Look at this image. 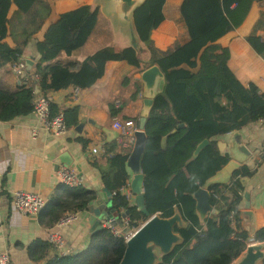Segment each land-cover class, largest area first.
Wrapping results in <instances>:
<instances>
[{
  "label": "trees",
  "instance_id": "obj_1",
  "mask_svg": "<svg viewBox=\"0 0 264 264\" xmlns=\"http://www.w3.org/2000/svg\"><path fill=\"white\" fill-rule=\"evenodd\" d=\"M51 1L55 0H0V71L23 61L25 49L51 17ZM165 1L145 0L133 12L136 33L149 55L147 63H142L134 47L115 45L99 48L82 62H62L60 57H71L85 47L98 26L101 10L83 5L61 14L46 27L37 43L40 59L26 74L33 81L28 77L29 83L14 91L0 85V122L32 113L38 95L69 87L92 88L105 76L110 62H126L139 72L158 66L165 76V85L145 124L141 160L149 216L122 194L130 179L129 149L118 150L116 143L104 146L105 155H113L108 159V171L102 172L103 185L112 194L115 209L129 212L131 230L137 231L153 216H181L185 226L175 225L173 229L181 242L157 264H232L250 238L264 242V226L250 237L240 221L246 191L242 179L252 178L256 171L244 165L229 184L211 186L210 203L218 213L208 216L204 223L197 215L193 195L230 161L228 154L220 152L217 137L264 120V93L256 84L244 85L236 77L229 67L231 51L219 43L245 22L255 3L264 0H184L180 14L189 41L177 42L163 52L155 47L151 37L163 18ZM246 41L264 57L261 36L252 34ZM136 85L139 95L142 86L139 82ZM109 111L112 117L118 115L115 102ZM58 112H63L69 129L78 126V107L60 111L53 104L52 115ZM131 120L140 125L138 118ZM165 137L168 138L164 142ZM205 141L208 144L194 156ZM64 188V198L54 206H45L43 214L49 227H54L67 212L86 211L96 198L94 191L83 187ZM126 247L124 237L103 227L91 235L84 250L51 255L48 241L37 240L28 253L33 262L42 264H121Z\"/></svg>",
  "mask_w": 264,
  "mask_h": 264
},
{
  "label": "crops",
  "instance_id": "obj_2",
  "mask_svg": "<svg viewBox=\"0 0 264 264\" xmlns=\"http://www.w3.org/2000/svg\"><path fill=\"white\" fill-rule=\"evenodd\" d=\"M137 1L139 5L143 0ZM183 1L166 0L162 7L163 18L154 29L151 38L155 47L163 52L177 42L185 44L189 41L180 14ZM83 5L100 8L98 26L85 47L73 53L71 57H60L62 62H82L100 46H131L128 27L134 25V7H127L120 0H55L51 1L52 14L47 25L25 49L23 62L33 60L34 68L40 59L37 43L43 37L46 27L55 22L61 14ZM252 34L264 38V3H255L245 22L222 38L219 43L229 47L231 51L229 67L236 77L244 85L256 84L264 93V57L258 55L246 41V37ZM142 47L145 56L140 60L147 63L149 55L144 44ZM143 72L136 71L126 62L113 61L107 64L105 76L92 88L82 90L78 98L73 96L75 87L49 93L53 98V104L60 111L79 108V124L85 122L81 133H78L75 127L60 137H53L43 130L34 137L32 132L37 120L33 112L10 122H0V189L5 192L1 195L3 202L0 205V251H7L10 254L12 264H42L43 262L35 263L30 259L28 248L37 240L47 241L53 227L45 223L47 220L44 215L45 209L37 216L22 215L15 210L12 199L8 196L17 191L39 193L50 206L56 205L66 196V189L59 178V170L65 165L58 167L56 162L60 157L67 155L66 158L72 160V166L69 167L76 171L81 181L80 187L94 191L96 200L107 199L102 172L108 171L110 156L105 155L104 146L117 144L114 135H108L104 131L113 129V117L109 108L111 103L119 102L117 116L123 120L138 118L140 123L144 99L141 81ZM28 77L25 76L21 80V77L12 73L11 68H4L0 71V85L14 91L29 83ZM29 78L30 82L33 81L32 77ZM136 82L142 86L139 95H136ZM235 134L238 142H243L252 151L251 159L244 165L256 172L252 178L242 179V183L246 191L252 187L250 211L254 213L256 233L264 226V162H261V155L264 152V121L217 137V141L227 143L229 146L231 137ZM96 147L103 149L104 153L94 155L92 150ZM225 153L230 156L228 148ZM127 169L130 175L129 185L122 190V194L134 205L135 196L130 187L133 174L128 167ZM90 219L89 212L83 211L76 222L62 229L66 253L78 252L88 247L92 235ZM104 222L102 221V225ZM254 234L248 235L252 237ZM49 253L56 254L52 249Z\"/></svg>",
  "mask_w": 264,
  "mask_h": 264
},
{
  "label": "water",
  "instance_id": "obj_3",
  "mask_svg": "<svg viewBox=\"0 0 264 264\" xmlns=\"http://www.w3.org/2000/svg\"><path fill=\"white\" fill-rule=\"evenodd\" d=\"M125 6L134 10L141 5H137V0H120ZM33 60L26 61L27 71L30 72L33 68ZM143 84V109L140 118V130L136 133V141L129 156L127 167L133 174L130 187L135 196V206L139 211L149 216L145 207V189H144V174L141 169V160L145 150L146 133L145 124L155 98L163 92L165 85V76L158 66H152L145 70L141 75ZM37 94L39 91L37 90ZM85 122H81L76 131L81 133ZM108 135H114V139L118 138V132L115 130H104ZM173 131L172 134H174ZM168 137H165V142ZM208 144V141L202 143L196 150L194 156ZM219 150L225 153L228 148L230 154V161L215 175L208 179L205 185L200 188L194 195L196 201V211L201 223H204L208 216L216 215L218 211L211 205L210 187L213 185H227L229 184L234 174L249 161L252 157V151L243 143L238 142L237 135H232L227 143L218 142ZM67 155L60 157L56 162L57 166L65 165L72 166V160L66 158ZM251 192L252 187L244 194V210L240 213V221L244 230L252 235L255 233L254 213L250 211L251 208ZM107 199L93 200L89 203L87 211L89 212L92 226V234L103 228L102 221H109L112 226L120 227L124 233H128V228L124 225V221L129 212L125 211L119 213L114 205L112 194L104 189ZM175 225L180 227L185 226L181 216L177 213L174 217L164 219L159 216L151 217L136 233L127 241V247L124 258L121 264H157L163 255L169 254L173 248L181 242L179 235L175 234L173 229ZM264 262V242H255L247 245L243 253L232 264H263Z\"/></svg>",
  "mask_w": 264,
  "mask_h": 264
},
{
  "label": "built area",
  "instance_id": "obj_4",
  "mask_svg": "<svg viewBox=\"0 0 264 264\" xmlns=\"http://www.w3.org/2000/svg\"><path fill=\"white\" fill-rule=\"evenodd\" d=\"M263 42H264V38ZM12 73L21 77V80L26 76L27 67L26 63L21 61L11 67ZM81 89L78 87L74 88L73 96L78 98L81 94ZM52 105L53 98L47 95H38L34 101L33 114L36 116L37 124L33 128V136L36 137L37 133L40 130L45 131L53 137H60L66 135L69 128L63 112H58L55 115H52ZM115 107L120 108V103L116 102ZM264 121V120H263ZM113 130L118 132L117 145L122 150H128L134 147L136 141V133L140 130L139 125L131 119L123 120L118 116L113 117L112 123ZM94 155L104 153V150L96 147L92 150ZM113 154H109L112 156ZM59 178L61 183L68 188H77L80 187L81 181L76 173V171L69 167H61L59 170ZM4 192L3 189H0V205L3 202V197L1 196ZM12 199V204L17 212L22 215H39L46 206V200L39 193L17 191L12 192L8 196ZM129 200V198L127 197ZM81 212H67L63 217L56 223V225L49 232L47 241L51 246V249L56 252L58 255H66L65 250V237L62 233V229L72 223L76 222L79 219ZM124 225L128 228V233H124L120 227H115L110 224L109 221L103 223V227L111 230V232L119 237H124L126 242L136 233V230L129 229V220L126 218ZM255 243L254 240H250L247 245ZM0 264H12V259L10 254L7 251H0Z\"/></svg>",
  "mask_w": 264,
  "mask_h": 264
},
{
  "label": "rangeland",
  "instance_id": "obj_5",
  "mask_svg": "<svg viewBox=\"0 0 264 264\" xmlns=\"http://www.w3.org/2000/svg\"><path fill=\"white\" fill-rule=\"evenodd\" d=\"M128 30H129V33L131 35V37H130L131 38V44L130 45L137 50L139 58L144 57L145 55H144L143 49H142L143 43L140 41V39L136 33L134 25L132 27H128ZM101 47H103V46L98 47V49ZM118 149L121 150V148L119 146H118ZM132 149L130 148L129 150L132 151Z\"/></svg>",
  "mask_w": 264,
  "mask_h": 264
}]
</instances>
